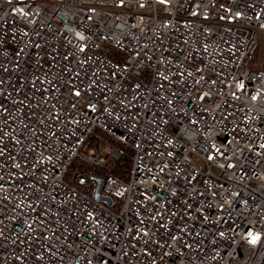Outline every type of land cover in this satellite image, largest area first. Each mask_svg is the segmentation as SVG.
Instances as JSON below:
<instances>
[{"label": "built area", "instance_id": "1", "mask_svg": "<svg viewBox=\"0 0 264 264\" xmlns=\"http://www.w3.org/2000/svg\"><path fill=\"white\" fill-rule=\"evenodd\" d=\"M261 42L264 0H0V264H264Z\"/></svg>", "mask_w": 264, "mask_h": 264}, {"label": "trees", "instance_id": "2", "mask_svg": "<svg viewBox=\"0 0 264 264\" xmlns=\"http://www.w3.org/2000/svg\"><path fill=\"white\" fill-rule=\"evenodd\" d=\"M253 58H254V55H253ZM253 58H252L251 62H254ZM255 64L256 63H254V66H252V67H258V68L264 69V64H262V66H258ZM122 149H123L126 157H124V158L121 157L118 161L111 163L106 169L100 170L99 171L100 174L112 173V174L120 176L124 179L127 178V173L129 172V169L131 167V161H130V157H129L130 150L126 147H123Z\"/></svg>", "mask_w": 264, "mask_h": 264}, {"label": "rangeland", "instance_id": "3", "mask_svg": "<svg viewBox=\"0 0 264 264\" xmlns=\"http://www.w3.org/2000/svg\"><path fill=\"white\" fill-rule=\"evenodd\" d=\"M263 60H264V42H261L254 53V58H253L254 62H250L249 66L250 67L254 66V63H256L255 65L262 66V64H264ZM99 150L104 153V144L99 147Z\"/></svg>", "mask_w": 264, "mask_h": 264}, {"label": "water", "instance_id": "4", "mask_svg": "<svg viewBox=\"0 0 264 264\" xmlns=\"http://www.w3.org/2000/svg\"><path fill=\"white\" fill-rule=\"evenodd\" d=\"M98 191H99V187H97V188L94 189V191H93V197L95 199H97V200H100V201L105 202L108 205H111V199H110V197L101 195V194H99Z\"/></svg>", "mask_w": 264, "mask_h": 264}, {"label": "snow or ice", "instance_id": "5", "mask_svg": "<svg viewBox=\"0 0 264 264\" xmlns=\"http://www.w3.org/2000/svg\"><path fill=\"white\" fill-rule=\"evenodd\" d=\"M160 2H161V3H165L166 0H160ZM252 242L255 243V238H253V241H252Z\"/></svg>", "mask_w": 264, "mask_h": 264}]
</instances>
